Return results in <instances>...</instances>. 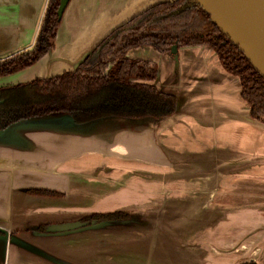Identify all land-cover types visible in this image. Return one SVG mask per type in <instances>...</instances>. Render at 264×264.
<instances>
[{"label": "crops", "instance_id": "obj_1", "mask_svg": "<svg viewBox=\"0 0 264 264\" xmlns=\"http://www.w3.org/2000/svg\"><path fill=\"white\" fill-rule=\"evenodd\" d=\"M47 1L0 0V59L32 48ZM160 1L69 0L50 52L0 86L73 70ZM134 49L156 63L151 83L176 95L172 115L76 127L56 113L0 131V264H264V123L239 79L206 46ZM114 210L130 216L48 229Z\"/></svg>", "mask_w": 264, "mask_h": 264}, {"label": "trees", "instance_id": "obj_2", "mask_svg": "<svg viewBox=\"0 0 264 264\" xmlns=\"http://www.w3.org/2000/svg\"><path fill=\"white\" fill-rule=\"evenodd\" d=\"M59 0H48L33 46L0 59V76L26 68L52 49L61 18ZM206 46L222 67L236 76L250 116L264 123V77L237 45L210 19L196 0L154 3L111 29L73 70L0 86V131L28 119L62 113L77 124L120 118L162 119L177 109V97L151 83L156 63L127 57L130 49L150 46L159 53L171 47ZM128 211L95 213L89 223L128 219ZM242 264H255L245 262Z\"/></svg>", "mask_w": 264, "mask_h": 264}, {"label": "water", "instance_id": "obj_3", "mask_svg": "<svg viewBox=\"0 0 264 264\" xmlns=\"http://www.w3.org/2000/svg\"><path fill=\"white\" fill-rule=\"evenodd\" d=\"M68 1L59 0L57 13L60 18ZM196 2L209 13L210 19L232 43L238 46L255 69L264 77V0H196ZM170 51L173 55H176L177 47L173 45ZM67 117L70 123L76 127L91 123L77 125L71 117ZM111 223L114 222L101 221L88 224L77 219L52 224L48 229L54 232H68L77 229L97 228Z\"/></svg>", "mask_w": 264, "mask_h": 264}, {"label": "rangeland", "instance_id": "obj_4", "mask_svg": "<svg viewBox=\"0 0 264 264\" xmlns=\"http://www.w3.org/2000/svg\"><path fill=\"white\" fill-rule=\"evenodd\" d=\"M140 49L137 51V53L138 54H136V55H139L138 57H140V55H144V51H142V50H144L145 48H152V47H150V46H140L139 47ZM133 50H136V49H130L129 51L131 52V53H133L134 51ZM150 50V49H149ZM151 50H155L154 48H152ZM120 211H127V210H120Z\"/></svg>", "mask_w": 264, "mask_h": 264}, {"label": "flooded vegetation", "instance_id": "obj_5", "mask_svg": "<svg viewBox=\"0 0 264 264\" xmlns=\"http://www.w3.org/2000/svg\"><path fill=\"white\" fill-rule=\"evenodd\" d=\"M133 49H134V48H133ZM128 52H129V51H128ZM128 52H127V53H128ZM170 54H172L171 51H170ZM127 57H128V56H127ZM113 212H121V211H120V210L106 211V212L103 211V212H94V213H91V214H95V213H103V214H104V213H113ZM91 214H88V215L82 217L80 220H81V221H84V222H87V220H86L85 218H87V217H88L89 215H91ZM87 223H88V222H87Z\"/></svg>", "mask_w": 264, "mask_h": 264}]
</instances>
